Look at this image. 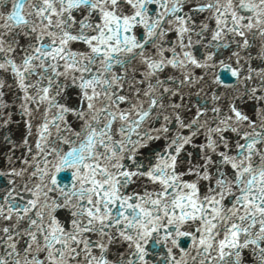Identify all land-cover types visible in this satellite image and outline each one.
Instances as JSON below:
<instances>
[{
    "label": "snow or ice",
    "instance_id": "snow-or-ice-1",
    "mask_svg": "<svg viewBox=\"0 0 264 264\" xmlns=\"http://www.w3.org/2000/svg\"><path fill=\"white\" fill-rule=\"evenodd\" d=\"M0 264H264V0H0Z\"/></svg>",
    "mask_w": 264,
    "mask_h": 264
}]
</instances>
